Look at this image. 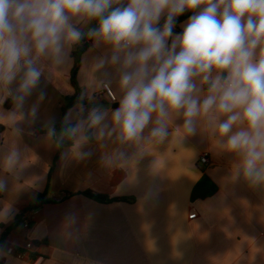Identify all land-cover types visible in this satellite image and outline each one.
Masks as SVG:
<instances>
[{
    "label": "crops",
    "instance_id": "obj_1",
    "mask_svg": "<svg viewBox=\"0 0 264 264\" xmlns=\"http://www.w3.org/2000/svg\"><path fill=\"white\" fill-rule=\"evenodd\" d=\"M186 21L174 32L180 33ZM83 46L76 83L81 95L90 92L92 99H82L85 111L79 118L97 106L111 113L119 107L118 78L111 68L94 69L106 48H94L88 39L74 46L70 63L46 67L39 88L24 104L23 116L11 97L0 104V179L5 183L0 238L13 228L0 246V264H264V186H253L236 174L239 157L220 149L211 129L199 120L196 132L185 135L183 118L176 116L163 143L150 140L141 148L119 144L115 134L97 141L90 133L88 143L78 150L90 153L84 158L76 154L73 141L61 150L55 139H47L48 121L54 120L56 129L66 99L77 93L73 52ZM107 79L112 81L108 86L115 104L106 96L99 98L103 86L96 82ZM41 90L45 98L33 118L30 110ZM77 106L66 113L72 114L73 124ZM15 128L20 129L18 135ZM12 147L24 155L9 171L4 159ZM116 151L124 153V160L105 163V156ZM203 155H208V165L201 164ZM203 177L217 190L206 199H193ZM87 192L115 201L102 203ZM41 195L44 204L30 210ZM193 214L196 218L190 219ZM30 242L35 247L25 258L10 253Z\"/></svg>",
    "mask_w": 264,
    "mask_h": 264
},
{
    "label": "clouds",
    "instance_id": "obj_2",
    "mask_svg": "<svg viewBox=\"0 0 264 264\" xmlns=\"http://www.w3.org/2000/svg\"><path fill=\"white\" fill-rule=\"evenodd\" d=\"M186 11L192 14L175 33ZM85 39L106 48L94 69H113L121 96L111 113L97 106L79 118L85 109L78 104L75 124L71 113L64 118L59 139L73 141L80 158L90 155L78 151L90 133L97 141L115 134L119 144L141 148L150 140L163 143L173 118L182 116L185 135L196 132L199 120L220 149L239 157L236 174L264 186V0H0V104L11 97L23 116L46 67L70 63ZM85 96L92 99L87 91L80 99ZM44 98L39 91L33 118ZM46 126L53 141L54 120ZM23 155L12 147L4 167L11 171ZM104 159L120 162L124 153Z\"/></svg>",
    "mask_w": 264,
    "mask_h": 264
},
{
    "label": "trees",
    "instance_id": "obj_3",
    "mask_svg": "<svg viewBox=\"0 0 264 264\" xmlns=\"http://www.w3.org/2000/svg\"><path fill=\"white\" fill-rule=\"evenodd\" d=\"M191 14H192L191 12L186 11L183 15L179 16L176 20V28L181 22L188 20V18ZM177 31H179V30L177 29ZM84 41H82V43H84ZM85 50H86V47L83 46V47H77V49L73 52V58L75 61V66H74V70H73V74H72V81H73V85L76 88L77 93L74 97L66 99V104L63 107V121H64V118L66 117V113L68 110L72 109L77 104L83 103V101L80 99L81 93H80V88H79L78 84L76 83V76H77V72L81 66L82 54L84 53ZM63 121L55 129L56 130L55 140L57 141L59 148L61 150L66 148V147H69L72 144L71 140H68V139L60 140L59 139ZM216 190L217 189H216L215 185L213 183H211V181L208 178L203 177L202 180L200 181V183L196 186V188L193 191V199H206V198L212 196L216 192ZM0 195H1V191H0ZM85 195L94 199V200L102 202V203H110V202L115 201V200H111V199L104 197V196L94 195L91 192H87V193H85ZM43 204H44V195H41L38 198V200L30 207V210H33V211L38 210L39 208H41V206ZM11 230H13L12 226L8 227L5 230L4 235L0 238V246L3 244L5 237L11 232Z\"/></svg>",
    "mask_w": 264,
    "mask_h": 264
},
{
    "label": "built area",
    "instance_id": "obj_4",
    "mask_svg": "<svg viewBox=\"0 0 264 264\" xmlns=\"http://www.w3.org/2000/svg\"><path fill=\"white\" fill-rule=\"evenodd\" d=\"M102 96H106L112 104L117 103V99L115 94L113 93L112 89L109 86H103V91L99 94V98H102ZM208 155H203L201 158V164L202 165H208ZM197 215L193 214L190 216V219L196 218ZM30 224V216H26L25 218V227H29ZM34 244L32 242L28 243L24 250H17V249H11L10 253L15 255L19 259H23L28 255V252L32 251L34 249Z\"/></svg>",
    "mask_w": 264,
    "mask_h": 264
}]
</instances>
